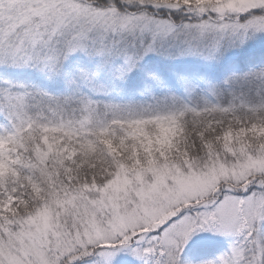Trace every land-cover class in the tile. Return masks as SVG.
<instances>
[{
    "label": "snow or ice",
    "instance_id": "snow-or-ice-1",
    "mask_svg": "<svg viewBox=\"0 0 264 264\" xmlns=\"http://www.w3.org/2000/svg\"><path fill=\"white\" fill-rule=\"evenodd\" d=\"M175 46L264 58V0H0V264H264V67L217 89L153 61Z\"/></svg>",
    "mask_w": 264,
    "mask_h": 264
},
{
    "label": "trees",
    "instance_id": "trees-1",
    "mask_svg": "<svg viewBox=\"0 0 264 264\" xmlns=\"http://www.w3.org/2000/svg\"><path fill=\"white\" fill-rule=\"evenodd\" d=\"M233 43L232 39H228L225 41V47L229 49V51H234L235 49L231 48L230 45ZM253 47H260L259 45H254ZM153 61L159 63L161 66L166 68H171L174 70L182 71L187 73L188 75H193L196 73H200L203 69L213 68V76L212 79L214 83H221L225 78L233 73H241L247 71L248 69L254 67L255 65L264 64V58L260 57H250L243 61H237L232 57L227 59H205L200 55H191V54H179V46H175L172 49L171 55L166 54H156L153 57ZM247 89H244L240 86H235L231 89V93H235L237 97L241 98H256L257 93L254 91H250V93L246 92ZM178 94V93H177ZM179 96V94H178ZM229 97V96H228ZM182 103L191 104L192 100L190 98L180 97ZM227 102V101H226ZM137 126V125H135ZM133 134L137 138H143L149 146L153 144H159L161 146L171 143V139L174 136H170L168 138H164L161 140L160 137L157 138H147L145 133L141 130L133 128ZM175 134V133H174ZM110 151L117 152L118 155H123V153H119L116 146L112 145L110 140L105 141ZM102 157L99 155L91 160H81L76 163L75 167L80 170V175L83 176L85 171H88V167L81 168V164L84 165H95L96 166V174L99 175V169L103 168L105 165L102 163ZM1 173V172H0ZM227 246V242H220L219 244H215L211 251H219L222 248Z\"/></svg>",
    "mask_w": 264,
    "mask_h": 264
},
{
    "label": "rangeland",
    "instance_id": "rangeland-1",
    "mask_svg": "<svg viewBox=\"0 0 264 264\" xmlns=\"http://www.w3.org/2000/svg\"><path fill=\"white\" fill-rule=\"evenodd\" d=\"M260 67H264V64L255 65L254 67L248 69L247 71H244V72H241V73H236V74L244 75L246 73H253V72L257 71V69L260 68ZM227 78H225V80ZM223 81L221 83H214L217 89L221 88V86L223 84ZM235 86H240V87H243L244 89H247L246 92H248V93H250V91H254L255 90V92L257 93L255 96H257V97L253 98V99H251V98L245 99L246 98L245 97L244 100H246V101L256 102V101H258L261 98L259 90H258V87H257V84L254 83V82L243 84V85H234L233 87H235ZM233 87L228 89L225 92L224 95L217 96L214 99L218 100L219 102H223V103L231 102L233 100V95H235V93H231V89H233ZM174 94L178 96L177 93H174ZM235 96L237 97V95H235ZM237 98H239V97H237ZM212 99H213L212 97H205L204 94H200L199 96L194 94L190 98V100H192L191 104H194V105L195 104H203V103H205L206 100L210 102ZM182 101L183 100L179 99L177 104L178 105L185 104V102L182 103ZM154 122L156 124V129H157V132L155 133L154 137L151 136L146 131V128H145V123L146 122H137L136 123L137 126H135V129L143 131L145 133V136L147 138H151V139L152 138L155 139L157 137H160L161 140H164V138H168V137L174 135V133H175V118H173V117L157 118ZM0 172L1 173L3 172V167L2 166H0ZM220 242H227V240L225 238H221L220 241L218 243H216V244H219Z\"/></svg>",
    "mask_w": 264,
    "mask_h": 264
}]
</instances>
